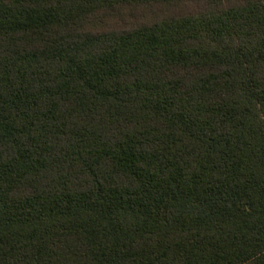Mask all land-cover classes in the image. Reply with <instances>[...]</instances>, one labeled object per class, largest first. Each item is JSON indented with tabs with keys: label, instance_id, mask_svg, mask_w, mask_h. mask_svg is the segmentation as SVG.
Wrapping results in <instances>:
<instances>
[{
	"label": "trees",
	"instance_id": "1",
	"mask_svg": "<svg viewBox=\"0 0 264 264\" xmlns=\"http://www.w3.org/2000/svg\"><path fill=\"white\" fill-rule=\"evenodd\" d=\"M0 264H264V0H0Z\"/></svg>",
	"mask_w": 264,
	"mask_h": 264
},
{
	"label": "rangeland",
	"instance_id": "2",
	"mask_svg": "<svg viewBox=\"0 0 264 264\" xmlns=\"http://www.w3.org/2000/svg\"><path fill=\"white\" fill-rule=\"evenodd\" d=\"M116 21H118V20H116ZM114 19H112V20H110L108 23H111V24H115V22H116ZM129 23V22H128Z\"/></svg>",
	"mask_w": 264,
	"mask_h": 264
}]
</instances>
